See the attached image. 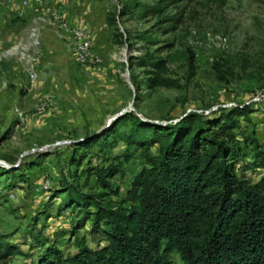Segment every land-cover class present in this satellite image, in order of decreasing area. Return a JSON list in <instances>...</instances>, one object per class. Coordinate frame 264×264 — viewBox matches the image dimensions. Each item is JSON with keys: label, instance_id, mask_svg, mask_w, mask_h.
I'll use <instances>...</instances> for the list:
<instances>
[{"label": "rangeland", "instance_id": "rangeland-1", "mask_svg": "<svg viewBox=\"0 0 264 264\" xmlns=\"http://www.w3.org/2000/svg\"><path fill=\"white\" fill-rule=\"evenodd\" d=\"M158 1L0 0V166L9 171L0 173V234L30 254L9 264L36 259L47 243L71 255L76 237L91 248L106 245L67 195L77 187L102 192L103 205L122 204L140 169L139 149L112 135L103 149L76 148L116 113L165 124L189 111L248 105L250 120L239 118L237 131H252L264 150V0H164L156 15L148 8ZM38 16L42 27L30 39ZM76 30L89 44L85 55ZM149 53L165 60V75L178 86L147 87L145 68L130 61ZM28 57H35L33 79ZM71 155L84 158L76 164ZM251 161L242 158L237 173L256 181L264 169ZM110 162L121 171L105 190L86 169ZM168 261L184 264L176 252Z\"/></svg>", "mask_w": 264, "mask_h": 264}, {"label": "trees", "instance_id": "trees-1", "mask_svg": "<svg viewBox=\"0 0 264 264\" xmlns=\"http://www.w3.org/2000/svg\"><path fill=\"white\" fill-rule=\"evenodd\" d=\"M179 1L186 0H169ZM163 7L159 0L148 9L161 15ZM145 55L132 57L130 64L145 68L148 88L178 86L166 77L163 58ZM252 110L236 105L210 114L189 111L165 124L126 112L100 135L87 137L76 148L103 149L112 135L140 152V169L121 205H103L102 192L80 193L77 187L68 192L70 207L86 210L92 233L106 245L91 248L76 237V252L63 255L47 243L36 259L21 264H169L171 252L184 264H264V173L256 181L237 173L247 155L251 167L264 169V150L253 132L237 131L239 118L249 121ZM126 122L127 130L120 131ZM83 158L71 155L70 161L80 164ZM119 166L110 162L86 170L106 190ZM7 170L0 166V173ZM16 255L30 257L0 234V264Z\"/></svg>", "mask_w": 264, "mask_h": 264}, {"label": "built area", "instance_id": "built-area-1", "mask_svg": "<svg viewBox=\"0 0 264 264\" xmlns=\"http://www.w3.org/2000/svg\"><path fill=\"white\" fill-rule=\"evenodd\" d=\"M42 21H43V18L41 16H38L35 19H33L32 25L29 29V34H28L30 39H36L37 38V35L40 31V28L42 27L41 26ZM73 34H74V37H76V39H78L80 41L79 49L81 50V53H83L85 55V51L89 47L88 42L82 39L83 34L80 30L73 31ZM34 60H35V57H32V58L28 57V59H27L28 66H27L26 70L28 72V76L31 79H33L36 76V72H35L34 64H33Z\"/></svg>", "mask_w": 264, "mask_h": 264}, {"label": "water", "instance_id": "water-1", "mask_svg": "<svg viewBox=\"0 0 264 264\" xmlns=\"http://www.w3.org/2000/svg\"><path fill=\"white\" fill-rule=\"evenodd\" d=\"M122 114H124V112H119V113H116L115 115L112 116V118L110 120H116L119 116H121ZM105 129V128H104ZM104 129H102L101 132L104 131Z\"/></svg>", "mask_w": 264, "mask_h": 264}, {"label": "crops", "instance_id": "crops-1", "mask_svg": "<svg viewBox=\"0 0 264 264\" xmlns=\"http://www.w3.org/2000/svg\"><path fill=\"white\" fill-rule=\"evenodd\" d=\"M16 13H17V11H16ZM17 14H18V15H19V14L21 15V14H22V12H18Z\"/></svg>", "mask_w": 264, "mask_h": 264}]
</instances>
